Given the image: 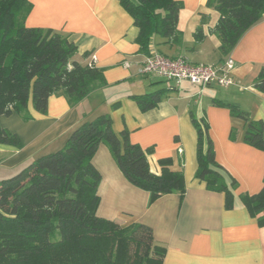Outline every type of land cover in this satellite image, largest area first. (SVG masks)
<instances>
[{
	"label": "crops",
	"instance_id": "0c3cea01",
	"mask_svg": "<svg viewBox=\"0 0 264 264\" xmlns=\"http://www.w3.org/2000/svg\"><path fill=\"white\" fill-rule=\"evenodd\" d=\"M28 28L53 29L66 34L78 47L75 59L103 70L107 85L94 91L76 107L63 95L49 99L48 112H29L33 120L3 116V128L17 133L23 149L0 144V181L13 177L31 162L62 150L83 124L109 115L117 136L127 132L133 144L148 156L151 171L160 174V161L171 159L170 169L183 172L186 192L169 194L150 204V194L132 185L119 169L109 148L102 144L92 163L101 174L98 188L99 218L122 227L142 224L153 230L154 241L166 249L164 264H264V227L242 203L243 194H258L264 186V152L244 143L245 122L213 101L232 103L264 126V94L254 88L264 67V16L228 55L219 52L220 40L211 33L220 15L207 7L208 0H177L182 46H170L155 36L150 50L193 64L218 65L226 58L236 63L235 84L229 88L205 87L189 81H166L142 73L148 55L137 43L139 29L118 0H29ZM202 15L208 17L202 42L194 34ZM162 91V102L143 112L132 96ZM191 113L206 118L216 161L238 183L234 208H225V195L211 192L196 179L198 133ZM12 124V126H10ZM235 129L237 139H230Z\"/></svg>",
	"mask_w": 264,
	"mask_h": 264
},
{
	"label": "trees",
	"instance_id": "16d2710c",
	"mask_svg": "<svg viewBox=\"0 0 264 264\" xmlns=\"http://www.w3.org/2000/svg\"><path fill=\"white\" fill-rule=\"evenodd\" d=\"M118 1L139 29L137 43L142 53H151L155 36L172 47L183 45L178 27L182 2ZM207 7L220 15L211 33L220 40L223 56L264 16V0H208ZM32 8L29 0H0V118L18 114L31 121L30 101L35 111L45 115L53 95H63L76 107L107 85L103 70L75 59L78 47L66 34L26 26ZM207 23L208 17L202 15L194 34L197 43L205 38ZM254 88L264 94V67ZM163 94L159 91L131 99L146 112L162 102ZM213 104L242 119L244 143L264 152L262 122L252 120L236 104L216 100ZM191 119L198 133L196 179L209 191L224 194L225 208L232 210L238 183L216 161L206 118L197 119L191 113ZM230 139H237L235 129ZM0 144L17 149L25 146L1 124ZM102 144L127 180L150 194V204L169 194L184 196L185 176L170 169L171 159L161 160V173L154 174L148 161L153 149L133 144L127 132L120 138L110 116H101L79 127L62 150L34 160L15 176L0 181V264H164L166 249L155 243L150 227H122L97 216L102 177L92 160ZM240 199L259 227H264V186L258 194H243Z\"/></svg>",
	"mask_w": 264,
	"mask_h": 264
},
{
	"label": "built area",
	"instance_id": "2783aa9c",
	"mask_svg": "<svg viewBox=\"0 0 264 264\" xmlns=\"http://www.w3.org/2000/svg\"><path fill=\"white\" fill-rule=\"evenodd\" d=\"M235 68L236 63L230 57L218 65H203L193 64L183 57L170 58L152 51L144 62L142 73L157 75L170 82L189 81L202 87L216 85L229 88L235 84L233 78Z\"/></svg>",
	"mask_w": 264,
	"mask_h": 264
},
{
	"label": "rangeland",
	"instance_id": "374dc122",
	"mask_svg": "<svg viewBox=\"0 0 264 264\" xmlns=\"http://www.w3.org/2000/svg\"><path fill=\"white\" fill-rule=\"evenodd\" d=\"M14 115H17L21 120H22V122H24V123H28L29 121H25L23 118H22V116H20V115H18V114H14ZM14 115H12V116H14ZM12 116H9V117H7V116H3L5 119H7V120H9ZM33 117V116H32ZM34 119V118H33ZM32 119V120H33ZM10 126H12V124H10ZM4 129H6V128H4ZM6 130H8V131H10L11 133H13V134H17V133H15V132H13V131H11L10 129H6ZM18 135V134H17ZM19 136V135H18ZM20 137V136H19ZM21 138V137H20ZM15 176V175H14ZM11 178V177H10Z\"/></svg>",
	"mask_w": 264,
	"mask_h": 264
}]
</instances>
